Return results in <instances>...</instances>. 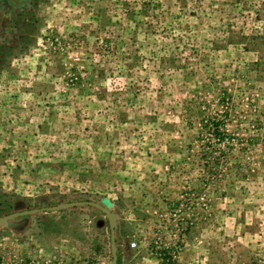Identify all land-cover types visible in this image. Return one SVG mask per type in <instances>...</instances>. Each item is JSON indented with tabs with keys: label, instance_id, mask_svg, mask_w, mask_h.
<instances>
[{
	"label": "rangeland",
	"instance_id": "374dc122",
	"mask_svg": "<svg viewBox=\"0 0 264 264\" xmlns=\"http://www.w3.org/2000/svg\"><path fill=\"white\" fill-rule=\"evenodd\" d=\"M74 201L116 264H264V0L0 1V217ZM110 224L12 218L0 264H109Z\"/></svg>",
	"mask_w": 264,
	"mask_h": 264
},
{
	"label": "water",
	"instance_id": "95a60500",
	"mask_svg": "<svg viewBox=\"0 0 264 264\" xmlns=\"http://www.w3.org/2000/svg\"><path fill=\"white\" fill-rule=\"evenodd\" d=\"M78 205H93L96 206L102 210H104L110 217V231H111V241H112V250H113V258L109 264H116L117 258H118V245L116 241V216L114 212L110 209L111 204L109 203L108 206H105L101 203L95 202V201H74V202H67V203H60L58 205L50 206V207H41V208H35V209H29L24 211H16L14 213H10L8 215H4L0 217V224L6 222L7 220H10L15 217L33 214V213H40V212H48V211H54L59 210L63 208L78 206Z\"/></svg>",
	"mask_w": 264,
	"mask_h": 264
},
{
	"label": "flooded vegetation",
	"instance_id": "af4514ba",
	"mask_svg": "<svg viewBox=\"0 0 264 264\" xmlns=\"http://www.w3.org/2000/svg\"><path fill=\"white\" fill-rule=\"evenodd\" d=\"M0 1H6L10 7H14L16 5H23L29 0H0Z\"/></svg>",
	"mask_w": 264,
	"mask_h": 264
},
{
	"label": "built area",
	"instance_id": "2783aa9c",
	"mask_svg": "<svg viewBox=\"0 0 264 264\" xmlns=\"http://www.w3.org/2000/svg\"><path fill=\"white\" fill-rule=\"evenodd\" d=\"M219 138H220V136H219ZM221 139H224V138H221ZM221 139H220V140H221ZM227 140H228V138H227ZM136 245H137V243H136V242H132V243H131V246H132V247H135ZM178 250H180V249H179L177 246H175V247H174V252H176V253H177V252H178Z\"/></svg>",
	"mask_w": 264,
	"mask_h": 264
},
{
	"label": "trees",
	"instance_id": "16d2710c",
	"mask_svg": "<svg viewBox=\"0 0 264 264\" xmlns=\"http://www.w3.org/2000/svg\"><path fill=\"white\" fill-rule=\"evenodd\" d=\"M222 134H224V133H222ZM217 136H220V138H224V137L221 135V133H219V131H217Z\"/></svg>",
	"mask_w": 264,
	"mask_h": 264
}]
</instances>
